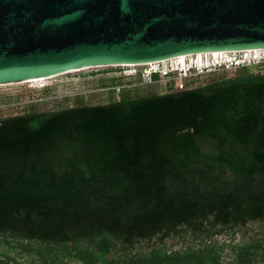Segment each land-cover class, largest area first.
Instances as JSON below:
<instances>
[{
    "label": "trees",
    "instance_id": "trees-1",
    "mask_svg": "<svg viewBox=\"0 0 264 264\" xmlns=\"http://www.w3.org/2000/svg\"><path fill=\"white\" fill-rule=\"evenodd\" d=\"M261 65L0 116V264H264V238H217L264 224Z\"/></svg>",
    "mask_w": 264,
    "mask_h": 264
},
{
    "label": "water",
    "instance_id": "water-1",
    "mask_svg": "<svg viewBox=\"0 0 264 264\" xmlns=\"http://www.w3.org/2000/svg\"><path fill=\"white\" fill-rule=\"evenodd\" d=\"M264 48V0H0V84Z\"/></svg>",
    "mask_w": 264,
    "mask_h": 264
},
{
    "label": "rangeland",
    "instance_id": "rangeland-1",
    "mask_svg": "<svg viewBox=\"0 0 264 264\" xmlns=\"http://www.w3.org/2000/svg\"><path fill=\"white\" fill-rule=\"evenodd\" d=\"M229 55L243 56L245 63L251 66L254 71L259 67L264 72V51L256 52H229ZM247 54V55H246ZM254 54L258 56H253ZM262 58H261V57ZM221 57L226 58V55ZM254 57V58H253ZM216 57L210 54L197 59L195 56L187 57L180 62L185 67L210 63ZM220 58V57H217ZM261 58V60H259ZM221 59V58H220ZM171 68L178 67V61L168 60L159 64H136V65H112L86 67L79 70H71L65 73L57 74L42 80L21 81L14 83L0 84V116L22 112L30 104L37 109H51L58 106H66L75 101L76 96H81L86 103L106 102L109 96L116 98V90L126 86L134 87L140 85L137 93L150 91H164L170 85L174 89L184 86L190 87L205 83L213 77L221 74L232 75L237 66H214L203 71H195L194 68L188 71H172L168 74H159L158 81H152L148 68L154 67L164 71L166 66ZM67 97H70L68 99ZM219 240H231L232 243H243L246 241L261 240L264 238V224L258 221L248 222L234 232L218 235ZM189 236L166 238L164 243L171 248H178L186 243H192ZM146 243V242H145ZM150 244V243H148ZM147 245V244H146ZM3 242H0V250L4 248ZM233 251L226 246L221 253L222 264H237L233 261ZM1 257V256H0Z\"/></svg>",
    "mask_w": 264,
    "mask_h": 264
},
{
    "label": "built area",
    "instance_id": "built-area-1",
    "mask_svg": "<svg viewBox=\"0 0 264 264\" xmlns=\"http://www.w3.org/2000/svg\"><path fill=\"white\" fill-rule=\"evenodd\" d=\"M220 58H217L216 57L210 63H207V64L196 65V66H198V67L200 66V67L198 69H195L194 68V70L195 71H203V70H206L208 68H212L214 66L215 67L216 66H218V67L219 66H227V65H230V66H238L240 64L245 63V61H247L246 59H243V56H236V55H229V54L226 56V58H224V57H220ZM261 58L259 60H261ZM216 59H218L217 62H215ZM187 68H189L188 72H190L191 69H192V67H187ZM176 69L177 68H171V66H169V65L164 68V71H162L161 69L159 70V68L149 67L148 68V74H151L152 72H157L158 74H161V73L162 74H168L169 72L177 71Z\"/></svg>",
    "mask_w": 264,
    "mask_h": 264
},
{
    "label": "bare ground",
    "instance_id": "bare-ground-1",
    "mask_svg": "<svg viewBox=\"0 0 264 264\" xmlns=\"http://www.w3.org/2000/svg\"><path fill=\"white\" fill-rule=\"evenodd\" d=\"M261 50L264 51V48H260V49L255 48V49H246V50H214L212 52H197V53H194V54H180L178 56H174V57H171V58H168V59H163V60H159V61H152V62H145V63H140V64H159L161 62H164V61L166 62L168 60H176V61H178L180 63V62H183L187 57H190V56H194V57L196 56L197 59H199V58H202L204 55L208 56L209 54L211 56H214V57H221L223 55L227 56L229 52H249V51H252V52L258 53ZM254 56H258V55L254 54ZM122 65L131 66V65H136V64H122ZM42 79H44V78H42V77H40V78H32V79H29V80H26V81H35V80H42Z\"/></svg>",
    "mask_w": 264,
    "mask_h": 264
},
{
    "label": "clouds",
    "instance_id": "clouds-1",
    "mask_svg": "<svg viewBox=\"0 0 264 264\" xmlns=\"http://www.w3.org/2000/svg\"><path fill=\"white\" fill-rule=\"evenodd\" d=\"M194 65H195V64H194ZM194 65H193V66H190V67L194 68Z\"/></svg>",
    "mask_w": 264,
    "mask_h": 264
}]
</instances>
